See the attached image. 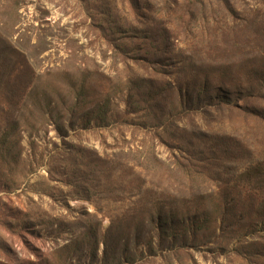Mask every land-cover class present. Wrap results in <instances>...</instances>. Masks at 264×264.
<instances>
[{
	"label": "rangeland",
	"instance_id": "rangeland-1",
	"mask_svg": "<svg viewBox=\"0 0 264 264\" xmlns=\"http://www.w3.org/2000/svg\"><path fill=\"white\" fill-rule=\"evenodd\" d=\"M0 264H264V0H0Z\"/></svg>",
	"mask_w": 264,
	"mask_h": 264
},
{
	"label": "trees",
	"instance_id": "trees-1",
	"mask_svg": "<svg viewBox=\"0 0 264 264\" xmlns=\"http://www.w3.org/2000/svg\"><path fill=\"white\" fill-rule=\"evenodd\" d=\"M61 131H63L62 128H61Z\"/></svg>",
	"mask_w": 264,
	"mask_h": 264
}]
</instances>
